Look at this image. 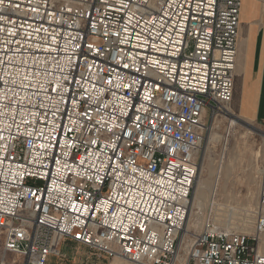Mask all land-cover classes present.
Here are the masks:
<instances>
[{
    "label": "built area",
    "instance_id": "2783aa9c",
    "mask_svg": "<svg viewBox=\"0 0 264 264\" xmlns=\"http://www.w3.org/2000/svg\"><path fill=\"white\" fill-rule=\"evenodd\" d=\"M242 5L0 0V264H46L67 239L132 264H264L257 236L210 218L180 256Z\"/></svg>",
    "mask_w": 264,
    "mask_h": 264
},
{
    "label": "rangeland",
    "instance_id": "374dc122",
    "mask_svg": "<svg viewBox=\"0 0 264 264\" xmlns=\"http://www.w3.org/2000/svg\"><path fill=\"white\" fill-rule=\"evenodd\" d=\"M242 7L236 46L237 93L231 107H225L232 112L233 105L235 115L213 117L201 145L190 200V205L198 202L200 209H195L191 218L196 219V228L189 229L187 236L182 232L180 237L181 257L208 218L228 232L257 236V246L259 236L264 237L254 229L259 193L264 187V0H243ZM262 39V60L258 66L247 60L259 49L257 45ZM245 58L247 67L243 63ZM258 250L264 254L259 246ZM11 259L6 256L7 262ZM119 262L132 264L124 259Z\"/></svg>",
    "mask_w": 264,
    "mask_h": 264
},
{
    "label": "crops",
    "instance_id": "0c3cea01",
    "mask_svg": "<svg viewBox=\"0 0 264 264\" xmlns=\"http://www.w3.org/2000/svg\"><path fill=\"white\" fill-rule=\"evenodd\" d=\"M240 19H241V14H240ZM247 61H249V57ZM243 63L245 67L248 66L246 62V58ZM234 73H235V80L233 87V96H236L237 92L235 89V85L238 79L237 68H236V72ZM232 101H233V97H232ZM232 107L234 108L233 105ZM8 257L11 258L12 256L7 255V258ZM120 260L121 258L118 257L108 258L105 255H100L94 250H91L83 245H80L79 243L67 239L63 241V243L61 244L59 255L49 256L47 258L46 264H121L119 262Z\"/></svg>",
    "mask_w": 264,
    "mask_h": 264
},
{
    "label": "bare ground",
    "instance_id": "6f19581e",
    "mask_svg": "<svg viewBox=\"0 0 264 264\" xmlns=\"http://www.w3.org/2000/svg\"><path fill=\"white\" fill-rule=\"evenodd\" d=\"M242 9V8H241ZM241 14V13H240ZM239 26H240V24H239ZM261 38V37H260ZM262 44H263V39L261 40V42H260V45L258 44L257 46H259V49L257 50V51H255L254 50V52H253V55L251 54L250 55V57H249V61H251V62H253L254 64H256V65H258L260 62H261V60H262ZM255 46V45H254ZM261 48V49H260ZM253 56V57H252ZM255 65V66H256ZM259 66V65H258ZM257 66V67H258ZM256 89V88H255ZM233 97V96H232ZM231 101H232V99H231ZM231 101H230V103H231ZM254 102H255V100H254ZM253 102V103H254ZM229 103V104H230ZM229 104H227L225 107H227V106H229ZM253 106L254 105H251V111H252V108H253ZM230 107H231V104H230ZM229 107V108H230ZM225 113L227 114V115H230V116H234L235 115V113H234V110H233V107H232V112L231 111H225ZM243 114H247L248 115V113H246V112H244ZM243 146V145H242ZM245 146V145H244ZM252 155V154H251ZM256 157V156H255ZM253 160V159H252ZM259 179H260V177H259ZM217 183V182H216ZM250 183V182H249ZM261 184V183H260ZM219 185V184H218ZM249 185V184H248ZM250 186V185H249ZM264 186V185H263ZM248 187V186H247ZM261 187V186H260ZM260 189V188H259ZM248 199V198H247ZM195 209H197V210H199L200 209V205H199V203L197 202V203H195V201L190 205L189 204V211H188V216H187V219H186V222H185V227H184V230H183V232H185V236H187L188 234H189V229H194V228H196V224H197V221H196V219L194 220V221H191V218H192V214H193V212H194V210ZM250 218V217H249ZM249 220V219H248ZM251 220V219H250ZM252 221V220H251ZM244 222V221H243ZM244 229V228H243ZM191 232V231H190ZM189 237V236H188ZM192 239H193V237H192ZM186 240V239H185ZM258 246H259V248H260V250L262 251V253H264V237H262V236H259V240H258ZM187 247H188V245H187Z\"/></svg>",
    "mask_w": 264,
    "mask_h": 264
}]
</instances>
